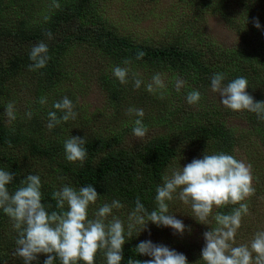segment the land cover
<instances>
[{
	"label": "trees",
	"instance_id": "1",
	"mask_svg": "<svg viewBox=\"0 0 264 264\" xmlns=\"http://www.w3.org/2000/svg\"><path fill=\"white\" fill-rule=\"evenodd\" d=\"M227 1L190 0V4L218 11L224 17L222 10ZM56 3L59 8L53 7V0H0V109L6 107L3 97L10 81L26 74L34 85L25 107L16 113L14 121L7 122L0 112V168L15 175L8 186L10 192L28 174L39 175L42 202L46 206L51 205L49 212L57 210L53 192L64 185L76 189L93 185L100 197L96 204L90 206L89 217L94 218V212L103 204L119 200L123 207L113 209L112 215L123 221L127 233L128 217L135 209L137 198L149 212L157 208L156 188L163 184L165 168L180 152L178 149L184 148L194 154L224 152L232 155L235 130L238 129L225 123L216 106L204 102L214 74L224 73L225 84L237 77L247 78L248 93L255 101H264V0L232 2L240 6L242 13L240 22H237L239 43L230 48L222 47L208 37L200 38L190 30L184 33L182 39L171 42L152 44L134 41L113 32L103 21L96 12L98 0H56ZM46 15L50 17L47 22L44 20ZM254 19L259 20V29L254 26ZM46 31H51L54 39L49 40ZM66 33L70 35L64 37ZM194 36L196 38L192 42ZM39 41L48 45L51 59L46 67L30 71L28 65L32 61L29 52L32 45ZM82 43L106 61L99 78L109 107H116L118 102L120 104L128 92L127 86L113 75L116 66L130 69V81H133L132 73L139 69L167 76L163 99L170 103L160 110L155 119L159 130L133 145H126L124 140L132 126L123 125L117 133L96 130L88 134L82 127L88 129L91 124L87 122L84 126L83 122L77 137L85 138L88 156L80 166L79 162L72 163L65 158L64 141L75 136L66 135L73 123H61L52 130L47 128V123L48 113L57 111L53 108L54 102L68 97L74 103L73 94L68 89L72 80L66 56L73 45ZM140 51L145 55L138 60L136 56ZM125 59L131 63L125 65ZM176 78L186 82L179 92L175 89ZM139 89L148 94L142 85ZM192 90H198L202 96L195 105L188 104L186 100L187 93ZM41 97L47 99L45 105L38 102ZM148 98L156 100L155 97ZM29 111L31 118L26 115ZM224 112L237 116L244 124L243 132L255 138L264 149V121L248 111L234 112L225 108ZM57 115L62 113L57 111ZM142 121L146 126H152L144 117ZM32 162L38 169H31ZM232 207L215 209L213 216L216 211L228 213ZM108 219L110 221L112 216ZM3 220L13 227L11 219L0 210V221ZM212 221L207 229L216 226L214 219ZM153 225L157 226L149 222L141 232L142 225L134 226L133 237L124 245L121 264H127L130 257L141 261L150 259L149 256L138 255L135 248L141 241L147 240ZM15 233L17 235L16 230ZM201 245L180 246L178 241H174L168 247L183 253L189 264H203L200 260ZM11 258L13 264H23L15 251ZM46 258L43 254L39 261L32 264H43ZM55 264H60L59 259ZM95 264H106L103 252L97 253Z\"/></svg>",
	"mask_w": 264,
	"mask_h": 264
},
{
	"label": "clouds",
	"instance_id": "2",
	"mask_svg": "<svg viewBox=\"0 0 264 264\" xmlns=\"http://www.w3.org/2000/svg\"><path fill=\"white\" fill-rule=\"evenodd\" d=\"M53 7H60L56 0H53ZM49 19L47 15L44 17L45 22ZM253 24L257 29L261 27L258 19H254ZM45 35L49 40L54 39L51 31H46ZM48 53L49 48L45 42L33 44L29 52L32 63L28 65V69L36 71L46 67L51 59ZM144 55L140 51L136 59H142ZM123 63L128 65L131 61L125 59ZM129 72L128 67L116 66L113 69L114 77L121 84L128 83ZM136 75L132 73L134 87L138 89L142 80L137 79ZM225 79L224 73H216L211 78V90L219 93L221 103L234 112L254 113L258 120L264 121V101H255L248 93L247 78L237 77L227 84L223 83ZM185 84L184 80L176 78V91L179 92ZM165 88L159 73L147 84V91L150 93ZM201 99L198 90H192L186 96L190 105L199 103ZM38 102L45 105L47 99L41 97ZM53 108L62 115L58 116L57 111L48 113L49 130L70 119L74 120L77 116L75 105L68 97L54 102ZM26 115L31 118L32 113L29 111ZM127 115L138 117L134 120L132 135L143 140L148 132L147 126L142 122L143 109L130 107ZM4 117L9 123L17 118L14 103L6 105ZM85 144V138L70 136L64 141L65 158L83 166L88 156ZM14 179V173L0 168V210L11 219L13 228L17 231L15 255L23 260V264H32L39 254L47 256L43 264H55L57 259L60 264H95L98 252H103L106 264H121L124 260V245L133 237L132 229L135 225L143 226L140 232L145 230L149 222L158 227H170L174 234L183 235L186 230L191 231L190 227L186 229L183 221L169 214L168 202L174 198L191 205L192 217L197 222L208 225L209 218L212 217L216 223L214 228L203 233L205 244L200 259L203 264H264V230L257 231L248 244H235L243 218L250 215L246 201L256 190L253 186L252 165L233 155L224 152L204 153L203 158H194L179 169H171V175L165 174L163 184L156 188L155 210L149 212L137 198L135 209L128 217L127 233L123 221L112 215L113 209L123 207L119 200L103 204L95 212L94 218L89 217L90 206L96 204L100 197L93 185L79 189L64 185L53 192L52 198L57 210L49 212L51 205L46 206L42 202L39 175L28 174L10 192L8 186ZM230 205L233 206L230 212L216 211L213 216L214 209ZM109 216H112L110 221ZM135 252L151 259L141 261L130 257L127 264H189L183 253L163 244H155L151 240L141 241Z\"/></svg>",
	"mask_w": 264,
	"mask_h": 264
},
{
	"label": "rangeland",
	"instance_id": "3",
	"mask_svg": "<svg viewBox=\"0 0 264 264\" xmlns=\"http://www.w3.org/2000/svg\"><path fill=\"white\" fill-rule=\"evenodd\" d=\"M229 1L225 2V8L222 10L225 13L224 17L218 11L200 9L197 5H192L190 0H98L96 12L113 32L116 31L119 34L126 35L134 41L152 44L163 41L171 42L182 39L184 33L190 30L197 33L200 38L208 37L218 45L230 48L239 43V25L237 22H240L242 11L240 6L232 3L235 0ZM66 35H70V33L64 34V37ZM195 38L196 36L192 38V42ZM66 58L69 76L72 80L71 85H68V89L73 94L74 111L77 113L74 120H69L73 125L68 127L66 135L77 136L78 128H81L83 122L84 126L87 122L91 124L89 127L87 126L88 129L82 127V130L88 134L89 131L96 130L104 133L108 131L117 133L123 125H126V127L132 126L133 128L134 120L138 117L127 115V109L130 107L143 109V117L152 125L147 126L148 132L143 140L159 130L156 127L155 119L160 110L164 106H168L170 102L161 98L163 90H158L155 93L147 91V84L152 81V77L158 72H149L143 69L136 70L135 74H137L138 79L142 80L141 85L148 94L145 95L144 90L135 88L134 81L128 80V83L125 84L128 88L125 99L120 104L118 102L116 107H109L110 104L106 101V94L101 89L99 78V75L103 73V67L106 65L105 59L87 49L83 43L73 45ZM159 74H161L166 85L168 77L162 73ZM33 86L31 78L23 74L8 83L7 93L3 92V101L6 102V105L9 102L14 103L16 113H19L25 107V103L33 91ZM208 91L204 102L207 101L216 106V110L224 117L225 123L238 129V131L235 130V144L232 155L236 159L252 165L253 186L256 191L246 201L249 205L250 215L243 218L242 226L235 237L236 245L248 244L257 231L264 230V149L255 138L249 137L243 132L244 124L237 116L225 114L224 109L226 107L221 103L219 93L213 92L211 89ZM149 96L155 97L154 99L161 103L149 99ZM171 108L172 106H170ZM0 112L6 120L4 117L5 109H0ZM143 124L145 123L143 122ZM132 128L124 137L126 145L143 141L132 135ZM178 150L183 153L178 152L175 155L165 168L164 175H171V169H179L190 163L194 158H203V154H194L184 148ZM31 169H38L34 162H32ZM168 208L169 214H173L177 219L183 221L186 229L190 227L191 231L186 230L183 235H180L174 234L173 229L170 227H154L153 225L147 240L166 246L169 243L178 241L180 246L184 244L196 246L202 244L204 247L203 233L209 229H207V225L197 222L192 217L191 205H186L178 198H174L168 202ZM209 220L211 223L213 222L212 217ZM137 229L139 230V228ZM174 237L175 239H173ZM16 239L17 235L12 225L5 220L0 221V264H13L11 257L16 250ZM41 257H43V254H39L37 260L33 262L39 261Z\"/></svg>",
	"mask_w": 264,
	"mask_h": 264
}]
</instances>
